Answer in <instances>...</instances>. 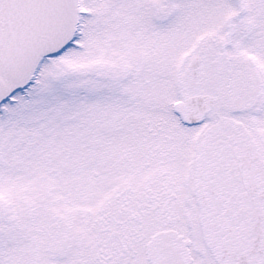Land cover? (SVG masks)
I'll return each instance as SVG.
<instances>
[{
  "label": "snow or ice",
  "instance_id": "snow-or-ice-1",
  "mask_svg": "<svg viewBox=\"0 0 264 264\" xmlns=\"http://www.w3.org/2000/svg\"><path fill=\"white\" fill-rule=\"evenodd\" d=\"M0 264H264V0H0Z\"/></svg>",
  "mask_w": 264,
  "mask_h": 264
}]
</instances>
